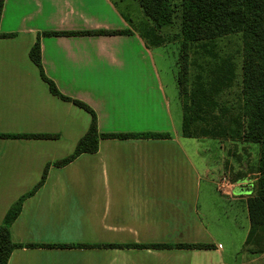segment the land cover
I'll list each match as a JSON object with an SVG mask.
<instances>
[{
  "label": "crops",
  "instance_id": "0c3cea01",
  "mask_svg": "<svg viewBox=\"0 0 264 264\" xmlns=\"http://www.w3.org/2000/svg\"><path fill=\"white\" fill-rule=\"evenodd\" d=\"M169 28L157 31L138 0L5 1L0 33L12 37L0 38V134L56 137L0 138V225L92 122L50 92L30 59L38 42L46 78L94 111L100 133L170 135L100 139L97 153L51 165L10 228L14 243L35 247L14 250L8 264H260V251L247 247L257 178L231 182L225 147L183 135L175 65L162 72L157 60L170 58ZM124 30L131 34L44 35ZM147 244L171 248L117 247ZM187 244L213 248L178 247Z\"/></svg>",
  "mask_w": 264,
  "mask_h": 264
},
{
  "label": "trees",
  "instance_id": "16d2710c",
  "mask_svg": "<svg viewBox=\"0 0 264 264\" xmlns=\"http://www.w3.org/2000/svg\"><path fill=\"white\" fill-rule=\"evenodd\" d=\"M6 0H0V24ZM145 15L153 23L157 31L172 27L175 18V8L172 0H138ZM181 59L185 70L187 69L189 46L205 40H214L234 34H242L244 40L243 53V79L242 109L236 117L231 119L230 125L214 127L204 133V137L239 139L260 145V160L256 191L248 199V212L250 219V234L247 243L258 233L264 232V0H182L181 1ZM131 31H86L44 33L45 36H112L129 35ZM12 35L0 33V38H10ZM30 59L40 70L42 78L48 83L50 92L64 101H69L89 112L92 122L88 133L80 139L73 154L67 158L49 164L39 184L8 211L4 223L0 225V264H8L12 252L24 247L35 245L16 244L12 241L10 228L20 215L24 200L34 195L45 183L49 168L52 166L62 168L76 160L83 154H95L98 151L100 139H129V138H169L170 135H124L102 134L98 130L97 117L94 111L85 103L62 95L56 85L46 78L41 60V47L38 42L30 52ZM221 70V69H220ZM233 75V72L231 73ZM219 72L216 83L223 84L226 77ZM224 85V84H223ZM222 86V85H221ZM220 87V86H218ZM183 97V90L180 89ZM202 97L194 96L190 103L183 107V135L187 138H196L195 124L198 121V109ZM225 113L223 118H225ZM52 135H7L0 134V138H32L50 139ZM39 247V245H38ZM43 247H74L72 245H47ZM93 247V246H91ZM102 247H112L103 245ZM128 248H171L169 245H119ZM186 249L213 248V245L187 244L179 245Z\"/></svg>",
  "mask_w": 264,
  "mask_h": 264
},
{
  "label": "rangeland",
  "instance_id": "374dc122",
  "mask_svg": "<svg viewBox=\"0 0 264 264\" xmlns=\"http://www.w3.org/2000/svg\"><path fill=\"white\" fill-rule=\"evenodd\" d=\"M181 1L172 0L175 8L174 24L165 39L175 43L167 49L170 58L164 61L163 58L158 57L157 60L162 72L169 71L171 64L175 65L179 88L183 90V97H181L183 103H190L193 96L194 99L197 95L202 97L198 109L199 119L195 124L197 133L195 139L201 142L202 145L208 141V144L209 142L218 143L221 145L220 147H225L224 151L227 154L223 158L224 174L233 183L244 181L249 183V181H253L258 177L260 145L238 139L231 141V138L203 136L207 130L214 127L230 125L231 119L236 117L242 109L243 35L234 34L191 44L186 64L187 69L185 70L181 59V38L176 36L181 33ZM171 68H174L173 65L170 66V71ZM219 72H223V77L229 76L223 83L224 85L216 83ZM232 72L233 75L231 74ZM224 113L226 115L225 118H223ZM206 148L208 149L207 152L212 156L216 155V150L213 146L208 147L206 145ZM222 155L223 151L221 150L219 157ZM231 162L237 165L239 162V169L235 170ZM250 184L255 192L257 181L255 180ZM248 244V248L254 247L255 251H260V256L263 257L260 260V264H264V232L252 238Z\"/></svg>",
  "mask_w": 264,
  "mask_h": 264
},
{
  "label": "built area",
  "instance_id": "2783aa9c",
  "mask_svg": "<svg viewBox=\"0 0 264 264\" xmlns=\"http://www.w3.org/2000/svg\"><path fill=\"white\" fill-rule=\"evenodd\" d=\"M221 183H227V179L225 177H223V179L221 180Z\"/></svg>",
  "mask_w": 264,
  "mask_h": 264
}]
</instances>
